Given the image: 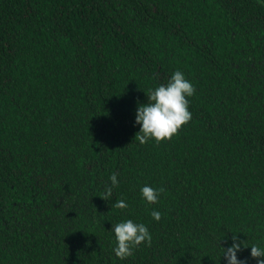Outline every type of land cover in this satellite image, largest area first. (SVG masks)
<instances>
[{"label":"trees","instance_id":"trees-1","mask_svg":"<svg viewBox=\"0 0 264 264\" xmlns=\"http://www.w3.org/2000/svg\"><path fill=\"white\" fill-rule=\"evenodd\" d=\"M177 70L191 120L141 145ZM125 220L152 240L121 260ZM234 234L264 259V0H0V264H227Z\"/></svg>","mask_w":264,"mask_h":264},{"label":"clouds","instance_id":"clouds-1","mask_svg":"<svg viewBox=\"0 0 264 264\" xmlns=\"http://www.w3.org/2000/svg\"><path fill=\"white\" fill-rule=\"evenodd\" d=\"M195 93V88L188 81L181 71L172 73L166 84H161L155 89H150L147 96V103L138 105L135 116V123L138 124L139 132L135 139L141 144L149 140H154L157 144L171 140L178 135L180 129L191 120V112L188 109V97ZM111 186L106 187L102 199L107 201L113 192V188L118 186L117 175L113 173L109 177ZM142 198L149 204L158 202L163 188L154 189L151 186L141 188ZM117 209L128 207L124 200L114 204ZM161 213L153 210L151 216L155 221L161 219ZM115 238L113 252L121 260L131 257L142 243L151 245L152 236L148 228L143 223H135L132 220H125L112 226ZM233 244L227 249H223V256L227 264H246L244 260L237 258V253L241 249V244L236 243L235 234L232 237ZM250 256L252 258L264 257V249L252 245ZM257 264H264V259H257Z\"/></svg>","mask_w":264,"mask_h":264}]
</instances>
